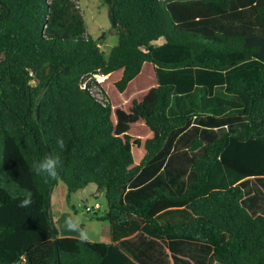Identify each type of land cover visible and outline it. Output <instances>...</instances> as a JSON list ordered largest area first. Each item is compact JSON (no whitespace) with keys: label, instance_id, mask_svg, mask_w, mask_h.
Wrapping results in <instances>:
<instances>
[{"label":"trees","instance_id":"obj_1","mask_svg":"<svg viewBox=\"0 0 264 264\" xmlns=\"http://www.w3.org/2000/svg\"><path fill=\"white\" fill-rule=\"evenodd\" d=\"M81 1L0 0V264H139L60 237V182L105 193L99 220L116 240L147 222L171 251L198 245L196 264H264V215L245 189L264 179V0H104L119 33L108 57ZM48 155L54 180L31 171Z\"/></svg>","mask_w":264,"mask_h":264},{"label":"rangeland","instance_id":"obj_2","mask_svg":"<svg viewBox=\"0 0 264 264\" xmlns=\"http://www.w3.org/2000/svg\"><path fill=\"white\" fill-rule=\"evenodd\" d=\"M81 12L87 27V35L98 40L101 50L108 57L111 50L117 46L119 33L113 29L109 19V7L104 0H82L80 3ZM103 77L97 78L100 83ZM92 93L99 100L103 101L97 86L92 88ZM246 131L243 124L234 127H224L214 130H200L199 134L205 144L211 143L214 139L223 137L229 131ZM246 196L251 197V213L253 215H264V179H250L246 186ZM95 184L89 185L86 189L75 194H69L68 187L60 182L52 194V213L55 223L62 236L76 237L75 233H70L64 229L63 223L66 215L77 216L84 227L91 235V240L102 242L112 239V228L108 221H100L99 218L105 216L108 208L105 193L97 192ZM87 209H90L89 211ZM189 218V215L181 220ZM149 225V223H148ZM143 231V232H142ZM141 231L140 238H145V234H151L153 230L145 227ZM198 245L191 244L187 247L189 257L198 254ZM162 258V257H161ZM162 260V259H161ZM162 263L163 261H159ZM171 261L168 260V263Z\"/></svg>","mask_w":264,"mask_h":264},{"label":"crops","instance_id":"obj_3","mask_svg":"<svg viewBox=\"0 0 264 264\" xmlns=\"http://www.w3.org/2000/svg\"><path fill=\"white\" fill-rule=\"evenodd\" d=\"M180 212L181 211H176V210H174L173 212V217L174 219H176V221L182 219ZM160 223L163 222L160 221ZM145 227L153 230L150 224L148 225V223L146 222L141 225L140 230H137L136 232H134L129 236L126 237L124 236L116 240L113 238V234H111L112 239L110 241L98 242V241L90 240L89 242L117 245L127 256H129V258H131L133 261L139 264H169L168 260L171 261L170 262L171 264H175L173 258L174 256L178 257V259L181 260L182 259L191 260L193 264H196V262L189 257L187 250V247L190 246L191 244L196 246L194 242L188 241L185 243L183 240L173 239V241H175L174 243L175 250L171 251L170 249L171 239L167 237L158 236L157 234H155L154 230L152 231L151 234H145V238L141 239L139 236L141 234V231ZM60 237H67V236H62L60 233ZM72 238H76V237H72ZM197 248L199 249V247ZM159 261H163V262L160 263ZM18 264H29V262L27 261V259H24L22 262Z\"/></svg>","mask_w":264,"mask_h":264},{"label":"clouds","instance_id":"obj_4","mask_svg":"<svg viewBox=\"0 0 264 264\" xmlns=\"http://www.w3.org/2000/svg\"><path fill=\"white\" fill-rule=\"evenodd\" d=\"M57 146L60 149L65 147L64 140L62 138L57 139ZM62 167V162L58 156L48 155L42 160L33 163L31 171H34L38 176H44L48 179H56L59 175V170ZM32 193L29 192L24 199H21L17 205L19 208H28L32 205ZM64 229L70 233H75L76 238L83 242H89L91 240L90 233L82 227L81 220L77 216L66 215L63 223Z\"/></svg>","mask_w":264,"mask_h":264},{"label":"built area","instance_id":"obj_5","mask_svg":"<svg viewBox=\"0 0 264 264\" xmlns=\"http://www.w3.org/2000/svg\"><path fill=\"white\" fill-rule=\"evenodd\" d=\"M101 77H103V78H104V80L106 79V77H105V76H101ZM98 78H99V77H98ZM104 80H103V81H104ZM103 81H102V82H103ZM102 82H100V83H102ZM97 88H98V87H97ZM91 92H92V90H91ZM88 210H90V209H88Z\"/></svg>","mask_w":264,"mask_h":264}]
</instances>
